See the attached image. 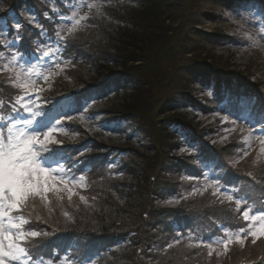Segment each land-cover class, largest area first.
I'll return each instance as SVG.
<instances>
[{"label": "trees", "instance_id": "1", "mask_svg": "<svg viewBox=\"0 0 264 264\" xmlns=\"http://www.w3.org/2000/svg\"><path fill=\"white\" fill-rule=\"evenodd\" d=\"M87 1L0 0V45L16 37L17 21L22 25L19 30L21 42L12 49L0 47V51L19 50L26 59H32L45 49H55L64 61L61 72L72 79L71 82L81 85L75 89L69 82L63 89V81L58 84L54 81V88L63 90L41 92L39 110L48 119L59 110H66L72 117L82 120L77 121V117L65 120L63 124L70 136L58 134L62 141L49 147L64 156L61 163L72 167L77 178L83 174L85 180L83 186L74 188L76 194L71 201L67 194L61 201L50 196L48 207L37 202L26 209L24 216L29 223L25 230L42 233L24 243L29 254L43 260L44 264L48 259L53 264H60L61 260L64 264L69 261L71 264H88L89 258L95 264H158L155 259L160 254L165 255L166 260L178 261L182 252L176 247L178 244L166 249V245L177 238L181 243H193L203 248L204 244L199 241H210L212 237L222 235L226 228L230 231L243 229L240 213L245 205L256 208L264 203L263 171L260 169L258 178L224 163L220 158L221 151L202 140L199 130L178 115L166 114L173 111L186 116L194 111L220 109L238 118L243 111L239 103L243 97L242 81L210 68L201 60L194 61L193 65L179 62L186 50L181 51L174 41L167 44L168 30L181 33L185 24L169 27L166 21L175 20V13L180 11H197L196 2L208 0H95L93 3L101 5L99 13L92 9L87 13L90 19L82 21L74 33H63L73 12ZM209 1L231 11L243 6H261V14L255 22L264 19V0ZM57 33L65 40L60 41ZM201 34L202 39L210 37ZM227 39L231 44L241 45L236 38ZM5 62L6 59H0V66ZM154 70L160 72L156 80L152 75ZM178 70L188 73L190 79L187 81H196L201 88L208 89V104L196 101L186 89L171 87L177 84L173 78ZM58 73L54 78L61 75ZM150 79L155 80L156 84L151 86L159 88V92L172 88L160 108L166 115L158 122L159 130L163 131L164 149L161 147V150L154 138L157 128L154 125L151 128L154 153L125 143L143 131V125L149 122L143 112L131 108L136 106L137 96L145 93ZM60 91L66 95H59ZM29 94L33 95V92ZM21 95H25L23 90L13 87L7 74L0 73V129L6 123L10 125L23 112V108L17 112L11 107ZM103 102L106 103L103 107L95 108ZM259 103L252 108L253 112L263 111V102ZM84 123L93 130V139L70 143L75 134L86 132L82 128ZM127 129L130 133L122 139L104 143L102 134H117ZM190 140L200 143L189 155L181 158L173 155L182 145L190 144ZM215 157L220 164L213 168L219 170L220 186L233 192L231 201L219 199L214 194L200 199L190 195L198 182L196 178H201ZM194 179L197 182L192 181ZM178 188L186 189L184 200L181 197L171 199ZM237 199H242L239 204ZM168 200L173 203H167ZM196 201L214 205L191 209L186 206ZM84 208H88L93 216L87 222L77 213ZM65 217H72L75 223L67 222ZM45 231L47 236L43 235ZM197 248L195 253L202 254V259L206 252L201 253L202 249ZM244 252L241 256L249 258L248 251ZM239 264H264V260Z\"/></svg>", "mask_w": 264, "mask_h": 264}, {"label": "rangeland", "instance_id": "2", "mask_svg": "<svg viewBox=\"0 0 264 264\" xmlns=\"http://www.w3.org/2000/svg\"><path fill=\"white\" fill-rule=\"evenodd\" d=\"M94 1L95 0H88L84 5L87 3H93ZM196 3L198 9L197 11H187L188 13L180 11L175 13V20L166 21L169 27H175V25L177 26L179 23H182V25L185 24L181 33H178L177 30H173V32L172 29L168 30L167 44L170 45V43L175 42L176 46L178 45L181 47V51L186 50V53H184V56L179 59V62L193 65L194 61L201 60L209 65L210 68L215 69L218 72L222 71L226 74V76L242 81L244 84L242 86L243 97L240 98L239 103L240 106L243 107V111L239 114L238 118H234L220 109H213L209 112L194 111L192 114L186 116L182 112L173 113V111L166 112V114H173L175 116L178 115L183 120L191 124L192 127L199 130L201 135H203L201 136L202 140L221 151L222 155L220 158L221 160L223 159L224 163H229L231 166L249 172L259 178L261 170L263 171L262 173H264V153L259 151L260 142L256 139V135L258 133L256 131H252L251 135H249V128L250 124L256 125L264 123V109H262L263 111L260 113H257L258 111H252L254 106L260 104L259 102H263L262 107L264 108V35L260 34L259 22H255L256 17H259L261 14V6L251 8L249 5L243 6L236 11H231L224 6L222 7L220 4L209 0L198 1ZM182 4L184 5V1ZM89 11L91 10H89L86 6H82L75 12L77 14L76 18L87 14ZM71 18H69L68 24L64 28L63 33L67 32V29L72 27ZM201 33L209 34L210 37L208 39H202L201 37L203 34ZM228 37L236 38L241 45L231 44L230 40L227 39ZM211 38L213 39L212 42L210 41ZM44 52H48L49 56L44 57ZM38 57L32 59H26L24 57V61H28L30 65H34L36 73H42L39 76L34 73L32 77V79L36 80V87L39 90L40 98L41 92L43 91L49 92L51 90H63L66 86L65 83L69 84L70 82L71 87L75 89H78L81 86L79 83L71 82L72 79H69L65 73L61 72L64 61L59 58L55 49H45ZM53 61L59 62L60 67H55ZM21 63H23V61H21ZM58 72H60L61 75ZM56 73H58L57 75H60L58 76L61 78L59 81L56 79L58 77L54 78ZM159 74V71L154 70L152 75H155V80L156 75ZM44 76H47L48 79L45 80L43 78ZM187 79H190L188 73L186 71L178 70L177 75L173 78V80H177V84H173L171 87L178 88V90L186 89L189 95H192L196 101L208 104L209 101L206 96L208 89H203L200 87L201 85H199L198 82L192 80L187 81ZM155 80L152 81L150 79L151 83L147 82V85L145 86V93L141 97L137 96V99L135 100L137 101V104L131 108L132 110L134 109L136 111L143 112L149 122L146 120L145 123L147 124L148 122V124L146 126L143 125V131L137 132L131 139L125 141L126 144L141 151L145 150L149 153L155 152V146L153 145L150 137V134L152 135L153 133L151 131L153 125L155 129L157 128V135L154 136L157 140V145H159L160 148L163 147V131L159 130L160 127L158 122L159 119L166 114L160 108L162 103L165 101L167 94L172 91V88L167 87L163 92H159V88H153V86H151L152 83L154 85L156 84ZM54 81L55 83L57 82V84L63 81L61 82L63 89L54 88ZM58 94L61 96L66 95L62 91ZM36 95V92H33V95H30L34 101V104L31 105L33 107V111L39 110L40 98L36 99ZM105 104L106 103L104 102L100 103L95 106V108L103 107ZM66 115H70V113L66 110H59L56 114L51 115L49 119L46 115L42 114L41 116L35 118L36 122L33 125L28 127L33 130H40L41 139L44 138L43 133L47 132L49 127L54 128L55 131H53L52 137L54 140L61 142L62 137L58 134L64 135L65 137L70 136L67 127L63 124V122L67 120L65 118ZM225 116L228 117L227 121L223 120ZM20 118L32 119L31 114L24 109L23 112L18 115L16 120ZM16 120L12 122H15ZM76 120L82 121L80 117H77ZM232 120H236V123L232 124ZM21 127H23V125H21ZM82 128L86 132L75 134L69 141L70 143L79 144L83 141H91V139H93L92 135L94 132L90 126L87 123H84L82 124ZM257 128H259V125H257ZM128 133H130V129L124 130L122 133H104L102 135L104 136V143L107 144L109 143V140H120ZM190 141V144L182 145L179 151L173 155L178 158L180 156H187L189 155V152L194 150V147L198 146L200 143V141ZM249 145H251V147H249ZM245 150L249 152L247 157H243V151ZM217 159L218 157L213 158L207 171L203 173L201 178H196L199 183L196 179L192 180L197 182V184L195 183L196 185L193 188L194 191H190V195L193 194L200 199L205 195H213L215 193L214 195L219 197V199H222L221 197L225 199L224 195L215 192V186L209 188L205 187L210 180L218 179L217 175L219 170L213 168L216 164H220ZM174 175L170 176L174 177ZM205 177H207V179H205ZM81 185H84V181L80 182V185H77L74 188L78 186L81 187ZM220 187L222 190L227 189L223 186ZM185 190L186 189L184 188H178V192H176L171 199L181 197V200H184L187 197ZM227 194L234 196L233 192L229 189H227ZM179 198L177 200H179ZM226 200L227 199H225V201ZM211 205L214 204L208 203L206 205V202L204 201L203 203L196 201L195 203L193 202L187 204L186 206L191 209L193 206L209 207ZM260 205L255 208L246 204L243 212L248 211L250 216L260 215L261 211H264V203ZM243 212L240 213L245 226L243 229L248 230V226L250 224L257 222H253L251 220L245 221L243 219ZM77 213L82 219H85V222L89 221V218L92 216L90 211H88V208L87 210L85 209ZM66 220L67 222L75 223L72 217H68ZM85 222L81 223L84 225ZM240 230L241 229L237 231H230L226 228L224 229L222 235L214 236L210 239V241L204 242L213 243L214 250L211 257L208 256V248L204 246L203 248H200V246L187 242L180 243L176 246L182 249H179L182 252H180L178 261L166 260V256H161V254L156 257L155 260L158 259V264H180L182 262L183 264H239L247 261L264 260V237L259 238L256 244H253L252 238L249 237L245 241L244 245H240L235 240V236L240 232ZM229 236L232 237L233 243L229 246L227 251L224 250L223 244L217 245L214 243L218 239H227ZM201 242L202 241H199L198 243L204 244ZM197 247L202 249L200 251L201 253L204 251L206 252H204L205 256L202 259V254L195 253L198 249ZM244 251H248L249 254L247 256L249 258L241 256V253Z\"/></svg>", "mask_w": 264, "mask_h": 264}, {"label": "snow or ice", "instance_id": "3", "mask_svg": "<svg viewBox=\"0 0 264 264\" xmlns=\"http://www.w3.org/2000/svg\"><path fill=\"white\" fill-rule=\"evenodd\" d=\"M83 6H86L89 10L96 9L97 13L101 8V5L97 3H87ZM76 15L73 12L72 27L67 29L69 34L74 33L76 28L81 26L82 21L90 19L88 14L79 16V18H76ZM259 26L260 34L264 35V19L260 20ZM21 27L22 25L17 21L15 23L16 37L6 44L0 45V47L12 49L20 43L22 40L19 31ZM57 35L60 41L65 40L64 36H60L59 33ZM43 56L48 57L49 53L44 52ZM0 59H6V62L0 66V73L7 74V79L12 86L23 90L25 93V95H21L15 100L11 105L12 109L18 112L20 108H23L32 117V119L20 118L10 125L6 123L4 128L0 129V264H44L43 260L34 259L24 246L29 238L40 237L42 234L41 231L25 230V225L29 221L25 219L24 213L26 209L37 202L48 207L50 196L57 201H61L64 199V194H67L68 200L71 201L72 196L76 194L73 190L74 187L80 185V182L85 180V176L81 174L77 178L72 167H67L65 163H61L64 156L54 152L49 147V145L60 143L52 137V133L55 131L54 128L49 127L48 131L43 133L44 138L41 139L40 130H33L28 127L36 122V117L42 115L40 110L33 111L31 105L34 104V101L28 95L30 92H36V99L40 98L36 80L32 77L34 73L37 76L42 73H36L35 66L30 65L28 61H24V55L19 50L8 51L7 53L0 51ZM53 63L55 67H60L59 62L53 61ZM43 78L48 79L47 76ZM65 118L67 120L74 119L71 115H66ZM223 120L227 121L228 117L225 116ZM231 123L235 124L236 120H232ZM257 125H259V128H257ZM252 131L258 133L256 139L260 142L259 151L264 153V123L250 124L249 135ZM248 155L247 150L243 151V157ZM213 186H215V192L224 195L225 199L229 201L233 199V195L227 194V189H221L218 179L210 180L205 187ZM80 199L85 200V197L80 196ZM236 202L239 204V199ZM167 203L171 204L173 201L168 200ZM243 219L257 223L250 224L248 230L241 229L235 236L236 242L244 245L245 241L251 237L252 243L256 244L259 238L264 237V211H261L260 215L251 216L248 211H244ZM43 235L47 236L48 232H43ZM180 243L181 239L177 238L174 242L168 243L166 249H171L173 244ZM214 243L217 245L223 244L224 250L227 251L233 243V239L229 236L227 239H218ZM204 247L209 249L208 256L211 257L214 250L213 243H204ZM46 264H53V262L48 259ZM60 264H64V261L61 260ZM69 264H71V261H69ZM88 264H95V262L89 258Z\"/></svg>", "mask_w": 264, "mask_h": 264}]
</instances>
